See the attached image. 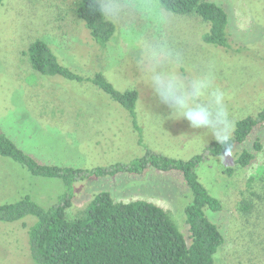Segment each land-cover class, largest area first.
<instances>
[{
    "label": "rangeland",
    "instance_id": "374dc122",
    "mask_svg": "<svg viewBox=\"0 0 264 264\" xmlns=\"http://www.w3.org/2000/svg\"><path fill=\"white\" fill-rule=\"evenodd\" d=\"M99 1L116 25L105 48L78 17L77 0L0 3V133L39 162L91 168L131 161L147 148L186 160L216 139L211 130L191 127L160 102L150 67L141 61L150 44L163 43L173 53L157 71L184 81L208 78L213 89L225 93L234 130L239 120L264 108V0H212L228 13L229 48L204 41L210 25L199 15L175 14L160 0ZM36 38L47 41L73 71L89 77L102 72L118 90H137L138 128L125 107L90 81L33 69L25 50ZM208 99L204 95L200 102ZM261 136L264 125L244 147L252 149ZM241 150L236 147L197 166L200 180L222 201L220 211L205 208L226 236L215 264H264V161L259 158L261 163L242 167L236 163ZM64 189L61 179L32 175L0 154V203L30 195L48 207ZM102 191H109L116 201L157 203L190 243L185 211L193 192L181 171L149 167L141 174L125 172L78 182L69 216L80 214ZM35 221L32 215L0 221V264H37L27 242L28 228Z\"/></svg>",
    "mask_w": 264,
    "mask_h": 264
},
{
    "label": "trees",
    "instance_id": "16d2710c",
    "mask_svg": "<svg viewBox=\"0 0 264 264\" xmlns=\"http://www.w3.org/2000/svg\"><path fill=\"white\" fill-rule=\"evenodd\" d=\"M3 0H0V3ZM168 11L179 15H199L210 28L204 33L207 43L230 47L227 33L228 13L212 0H160ZM76 13L82 18L95 42L106 47L116 31L99 0H77ZM25 54L33 69L45 75H60L80 82L90 81L125 107L138 128L136 102L138 91L118 90L104 73L83 76L62 64L53 48L42 38L33 40ZM264 125V108L257 115L236 123L231 139H216L189 159L173 158L147 148L131 161H118L94 167L59 166L39 162L22 150L10 137L0 133V154L22 164L35 176L58 178L64 191L56 202L45 207L32 196L0 203V221L13 222L27 215L36 217L28 228V252L37 264H215V254L226 244L221 228L206 215L205 208L222 209V201L213 196L200 180L197 166L207 158L221 157L241 147L236 163L247 167L264 161V138L257 137L251 148L244 147ZM263 165V164H262ZM149 167L162 171L178 170L193 192L186 207L190 243L171 215L157 203L145 199L116 201L109 191L99 192L77 216H69L75 196V184L91 177L119 173L141 174ZM229 167L227 172L232 173Z\"/></svg>",
    "mask_w": 264,
    "mask_h": 264
},
{
    "label": "clouds",
    "instance_id": "9594fccd",
    "mask_svg": "<svg viewBox=\"0 0 264 264\" xmlns=\"http://www.w3.org/2000/svg\"><path fill=\"white\" fill-rule=\"evenodd\" d=\"M172 58L173 53L163 43L150 44L141 56L142 63L150 67L151 82L160 102L191 127L209 129L218 142H228L235 125L225 103V93L213 89L208 78L184 81L175 74L157 71ZM204 95L209 97L207 103L200 102Z\"/></svg>",
    "mask_w": 264,
    "mask_h": 264
},
{
    "label": "crops",
    "instance_id": "0c3cea01",
    "mask_svg": "<svg viewBox=\"0 0 264 264\" xmlns=\"http://www.w3.org/2000/svg\"><path fill=\"white\" fill-rule=\"evenodd\" d=\"M92 83V82H91Z\"/></svg>",
    "mask_w": 264,
    "mask_h": 264
}]
</instances>
